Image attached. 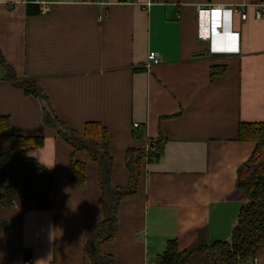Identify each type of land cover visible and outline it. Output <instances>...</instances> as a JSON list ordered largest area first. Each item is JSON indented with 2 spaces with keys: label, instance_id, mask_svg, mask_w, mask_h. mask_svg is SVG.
<instances>
[{
  "label": "crops",
  "instance_id": "obj_1",
  "mask_svg": "<svg viewBox=\"0 0 264 264\" xmlns=\"http://www.w3.org/2000/svg\"><path fill=\"white\" fill-rule=\"evenodd\" d=\"M0 0V56L17 80L33 82L43 100L7 81L0 66V117L11 133L42 137L29 157L53 174L47 210L0 209V264H91L86 249L104 220L98 169L88 155L84 185L69 179L71 147L42 122V108L69 131L89 122L110 140V185L125 188L126 154L162 143L158 161L141 163L136 193L117 207L113 241L100 252L117 264H156L167 244L179 253L199 239L228 242L246 199L237 169L255 144L238 139L241 123H264V17L233 16L236 55H211L208 14L257 0ZM149 4V5H148ZM159 64L146 69L147 55ZM139 127L134 129L133 125ZM264 264V252L255 257Z\"/></svg>",
  "mask_w": 264,
  "mask_h": 264
},
{
  "label": "trees",
  "instance_id": "obj_2",
  "mask_svg": "<svg viewBox=\"0 0 264 264\" xmlns=\"http://www.w3.org/2000/svg\"><path fill=\"white\" fill-rule=\"evenodd\" d=\"M0 66L6 70L7 81L21 89L25 95L43 100L33 82L17 80L0 56ZM42 122L57 131L72 149L69 179L84 185L85 165L74 160L77 152H84L97 165L98 183L104 203V220L95 226L93 241L86 254L91 264H117L112 257L100 252V246L113 241L116 230V213L120 200L136 193L141 180V163L145 159L159 160L161 141L149 143L146 152H127L125 162L129 174L125 188H112L110 175L112 161L110 140L106 129L99 123L89 122L82 133L69 131L51 113L42 108ZM238 139L255 144L251 156L237 169L236 188L246 199L239 210L237 224L228 242L207 245L199 239L189 249L179 253L175 241L167 244L156 264H249L264 252V123L238 126ZM43 146L42 137H21L11 133V121L0 117V209H13L21 199L24 209L47 210L49 194L53 188V174L29 157V153ZM8 225L0 221V230Z\"/></svg>",
  "mask_w": 264,
  "mask_h": 264
},
{
  "label": "built area",
  "instance_id": "obj_3",
  "mask_svg": "<svg viewBox=\"0 0 264 264\" xmlns=\"http://www.w3.org/2000/svg\"><path fill=\"white\" fill-rule=\"evenodd\" d=\"M39 12L44 14L48 11V3L45 0H34ZM149 5V4H148ZM254 9V17L259 20L264 17V0H257L254 5H240L237 9L224 7H208L206 10L198 9L200 13L208 14V31L203 40L208 43V52L211 55H236L239 53L238 43L239 34L234 32L231 27L233 16L237 15L241 22L247 20V9ZM159 64V55L150 52L147 55L146 69H150ZM134 124L133 128H138ZM149 162H155L152 158ZM32 260L28 258L25 264H31ZM249 264H256L255 258Z\"/></svg>",
  "mask_w": 264,
  "mask_h": 264
},
{
  "label": "water",
  "instance_id": "obj_4",
  "mask_svg": "<svg viewBox=\"0 0 264 264\" xmlns=\"http://www.w3.org/2000/svg\"><path fill=\"white\" fill-rule=\"evenodd\" d=\"M208 31V26H207V28H206V32Z\"/></svg>",
  "mask_w": 264,
  "mask_h": 264
},
{
  "label": "rangeland",
  "instance_id": "obj_5",
  "mask_svg": "<svg viewBox=\"0 0 264 264\" xmlns=\"http://www.w3.org/2000/svg\"><path fill=\"white\" fill-rule=\"evenodd\" d=\"M207 47H208V43H206Z\"/></svg>",
  "mask_w": 264,
  "mask_h": 264
}]
</instances>
